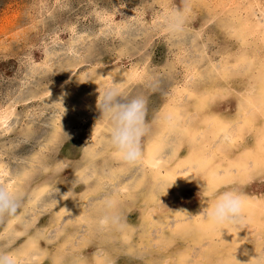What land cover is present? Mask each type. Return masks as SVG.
Masks as SVG:
<instances>
[{
	"label": "bare ground",
	"instance_id": "1",
	"mask_svg": "<svg viewBox=\"0 0 264 264\" xmlns=\"http://www.w3.org/2000/svg\"><path fill=\"white\" fill-rule=\"evenodd\" d=\"M205 1L216 4L220 37L230 42L216 51L211 37L216 34L204 16L201 28L192 31L190 19L165 6L147 23L127 15L122 23L103 18L100 29L60 41L55 52L48 44L24 82L0 90V243L10 250L18 238L23 246L0 255V264H40L45 255L39 237L48 245L64 237V244L56 245H65L70 254L77 249V234L87 238L81 229L101 241L110 223L124 225L119 201L135 206L141 199L161 207L147 216L156 239L166 240L158 243L159 264H264V188L259 189L264 185V0ZM193 3L188 0V10ZM157 35L176 51L155 63ZM110 36L120 40L121 56L137 63L120 68L102 62L101 43ZM159 89H165L160 106L151 108V94ZM227 102L232 109L225 117L215 109ZM77 109L95 120L88 134H74L69 120ZM75 138H84L79 143L84 147L64 155L63 142ZM106 150L118 169L103 159ZM67 170L70 182L63 188L60 174ZM113 185L120 195L115 199L103 191ZM193 185L207 187L209 199L193 214L166 202L172 191ZM77 186L82 193L73 191ZM98 192L103 194L90 196ZM72 208L76 220L63 216ZM47 211L56 214L41 226L39 217ZM71 221L75 226L66 231ZM169 223L173 230L167 236ZM77 258L72 261L79 264Z\"/></svg>",
	"mask_w": 264,
	"mask_h": 264
},
{
	"label": "rangeland",
	"instance_id": "2",
	"mask_svg": "<svg viewBox=\"0 0 264 264\" xmlns=\"http://www.w3.org/2000/svg\"><path fill=\"white\" fill-rule=\"evenodd\" d=\"M189 1L190 4L191 2H195L190 10L187 9L188 0H0V90L9 89L17 83L20 84L21 82H24L26 72L33 68L31 65L34 63L39 64L44 59L43 55L45 54V47L48 44L51 43L48 46L54 48L52 51L55 52L58 49L60 41L64 42L72 36H78L82 34L83 31L100 29L101 26L105 24L101 21L103 18H105V21L109 22V24L110 22L111 24L124 22L125 20L123 19L126 18V15L127 18L133 17L136 21L146 22L151 21L154 15L164 12L165 8H167L165 6H168L171 11L178 12L179 17L185 21L190 19L189 23H191L190 26L192 27V31L196 28H201V18L204 16L206 20L209 21L210 28H213L212 32L216 34L214 36L211 35L213 33H210L211 37H214L215 39L213 42H216L215 51L218 44L225 42L230 43L226 36L220 37L221 29L218 25L220 24L219 21L221 20V17H216V12L218 11V9L214 11L216 4H211V2H206L205 0ZM134 20L133 22H135ZM164 40L166 39L162 35H157L154 39L152 56L155 63L161 62L166 57L173 58L171 51H173L172 49L174 48L170 49L171 47L167 46ZM101 44L104 46V52L102 53L101 60L105 64L113 67L116 65L120 68H130L132 62L137 63L135 61V57L130 58L121 56L120 50L122 47L120 40L117 37L110 36ZM212 48L213 47L211 46L209 50ZM174 50L176 51V49ZM213 50L214 48L212 51ZM213 59L217 60L218 57L213 56ZM56 60L57 62L61 61L58 62V64H64V62L62 63V60L58 58H56ZM51 66L55 67L58 65L51 63ZM178 78H182V76L179 74ZM51 80L52 79L49 78L46 81L43 80V82L50 83ZM46 87L50 86L45 85V88ZM161 87L163 86L161 85ZM164 92L165 89H159L156 94H151V100L149 102L151 108L160 106L159 103L162 101V93ZM2 94L3 91H0V97H2ZM2 102L3 101L0 100L1 105L3 104ZM228 102L231 103L230 101ZM228 102L227 104L218 106L215 111H219L218 113L220 115L228 117L231 112L230 109H232L229 108L230 104ZM35 103L36 102L29 106L30 112L35 110ZM19 109H24V107L19 104ZM75 115L76 116L72 115L69 120L71 121L70 124H72L74 128V134L80 132L88 134V130L92 127L91 125H93L91 122H95L92 115L86 114L83 109H77ZM197 118L195 121L197 124H200L199 122L201 119ZM200 130L205 131L206 127L204 128L202 124ZM141 138L138 142L136 141L138 143V147L142 146ZM78 139L80 138L78 137ZM78 139L75 138L74 142H70L69 144L65 140V142H63L65 145L61 149L62 153L64 155L70 154L73 149H77L79 153L80 147H84L85 145L80 146L79 143L83 144L85 139L83 138L81 141H78ZM120 143L121 142H118V145ZM87 146L89 145L87 144ZM112 147H114V145H112ZM112 147L108 150L110 151ZM32 148L33 147H31V150ZM108 150H106L104 156L102 157L105 159L107 156L109 164L112 165V168H114L113 170H116L120 164L114 159V155L108 153ZM102 157L98 160L100 164L103 162ZM72 164L75 165L74 162H72ZM135 167L136 165L133 166V168ZM40 174L39 179L43 176L42 173ZM69 176L70 172L68 170L61 172L60 182L63 184V188L67 187L64 182H68L67 184H69ZM56 183L58 184L59 182ZM58 186L62 188V185L58 184ZM205 188L207 187L193 185L190 189L184 191L180 190V193L172 191L174 194H172L171 197H169V195L166 202H175L173 205H179V207L189 212V214H193L198 206L206 204L209 200L208 195L204 194L205 190L203 189ZM262 188H264V185H260L259 189L261 190ZM225 189L226 187H222L219 188L218 191L224 192ZM73 191L75 193H82L78 186L73 189ZM103 191L112 197L114 196V199L116 196H120L115 194L114 185L109 186ZM66 192L70 191L67 190ZM99 192L98 194L90 196L97 197L103 194ZM213 197L215 200H218V192H215ZM25 198L26 197H23L21 203L25 202ZM140 202V204L136 203L134 206L133 204L130 205L129 202L120 200L119 204L122 206L121 209H119L121 211L120 219L124 222L123 224L126 225L115 226L110 223V228L105 236L102 237L101 241L85 234L83 229H81V232L78 231L83 234V237L87 236V238L84 241L83 238L79 239L80 234H77V237L74 239V245L77 248L75 250L77 251L75 252L74 250L75 253L73 252L72 254L69 253V250L66 251L67 249H63V246L65 248V245L61 246V244H64L62 243L64 241V237L61 236V238L57 239V241L54 243L51 242L50 245H48V240H43L39 237V235H37L39 237V242L42 243L40 251L45 255V257L42 256L40 258V264H56V262L57 264H76V261L73 262L72 260L74 257L77 258L80 251L81 257L79 256V258H77V260H79V264H97L98 261L100 264H159L160 260L158 256L160 255L157 252V248L160 247L164 241V243H166V240L164 239L163 241L158 238L156 239V235L154 234V231H152L153 228H151L152 223H150V221L148 222L149 219L147 216L153 215L151 218L154 217L156 209L161 207L158 203L145 204L142 199ZM97 203L93 204V206ZM111 203L114 202L111 201ZM12 206H14V204ZM95 211L96 210H94V212ZM68 213L63 216H72V218L76 220L77 217L75 208H72ZM54 214H56V212H45L44 216L39 217L38 224L41 226L45 225ZM96 215L92 218L97 219ZM25 217H27V215ZM72 222L73 221L65 224V226L62 225L66 228V231L71 230V228L75 226ZM142 222H144V224ZM25 223L27 226L26 229L29 231L32 230L31 223ZM2 224L3 223L0 224V231L3 229ZM75 224L77 225V222H75ZM142 225H145V230L142 228ZM171 227L172 225L169 223L167 229L168 231H165L167 236L171 235L173 230ZM142 234H144V236ZM33 235H35V232L32 233V236ZM91 235L94 234L91 233ZM58 240L59 242L61 241V244L56 245ZM21 242L22 240L17 238L10 250H5L0 243V255H3V253L7 254V251H10V253L20 252V250L23 249V246L20 245ZM191 247L195 250L194 246Z\"/></svg>",
	"mask_w": 264,
	"mask_h": 264
}]
</instances>
